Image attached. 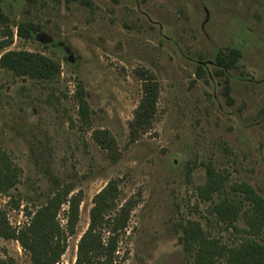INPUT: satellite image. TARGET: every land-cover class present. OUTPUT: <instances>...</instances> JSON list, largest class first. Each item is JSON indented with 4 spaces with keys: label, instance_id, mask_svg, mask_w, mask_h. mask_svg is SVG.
Here are the masks:
<instances>
[{
    "label": "rangeland",
    "instance_id": "1",
    "mask_svg": "<svg viewBox=\"0 0 264 264\" xmlns=\"http://www.w3.org/2000/svg\"><path fill=\"white\" fill-rule=\"evenodd\" d=\"M22 24L33 28L30 36L20 35ZM3 38L12 40L5 51L61 63L55 81L0 68V151L21 168L12 195L0 193V208L20 229L26 208L35 211L55 181L71 182L83 197L76 234L57 264H76L93 198L112 180L119 206L137 201L118 246L122 264H196L184 239L190 222L228 245L246 235L244 217L239 230L228 227L198 186L212 166L228 185L244 181L264 197V0H0ZM232 49L240 52L234 64H218ZM148 76L159 84L157 112L133 138ZM80 84L91 126L79 115ZM96 129L113 134L116 157L95 141ZM0 260L32 264L16 239L0 238Z\"/></svg>",
    "mask_w": 264,
    "mask_h": 264
},
{
    "label": "trees",
    "instance_id": "2",
    "mask_svg": "<svg viewBox=\"0 0 264 264\" xmlns=\"http://www.w3.org/2000/svg\"><path fill=\"white\" fill-rule=\"evenodd\" d=\"M18 27L20 35L26 37L33 30L25 24ZM12 35L10 32L7 37ZM11 43L9 38L0 40V68L15 76L40 81H55L60 77L61 63L58 60L39 52L5 51L4 48ZM239 55L238 50L232 49L229 58L218 56V64L229 68ZM143 79V96L131 121L133 138L152 127L157 112L159 84L152 76ZM75 97L81 120L91 126L92 111L81 84ZM93 138L112 157L118 155L116 139L109 130L96 129ZM20 170L6 152L0 151V193L12 195L19 182ZM227 182L226 174L208 166L207 181L198 186V194L202 200L213 202L212 213L228 227L239 230L236 221L244 217L246 235L239 243L228 245L207 234L198 222H190L183 229L184 239L194 251L196 264H213L216 260H224L227 264H264V197L247 182L229 185ZM120 193L118 181L112 180L93 198L90 222L78 243L76 264H122L117 259L118 246L137 201L132 198L119 206ZM216 196L219 201H215ZM82 201L81 192H74L71 182L55 181L51 194L35 211L26 208L29 222L20 229L11 225L7 212L0 208V238L18 240L30 253L32 264H57L67 250L69 237L76 234ZM65 204L66 222L62 224L58 215ZM15 205L19 207L20 202ZM0 264L13 263L0 260Z\"/></svg>",
    "mask_w": 264,
    "mask_h": 264
}]
</instances>
